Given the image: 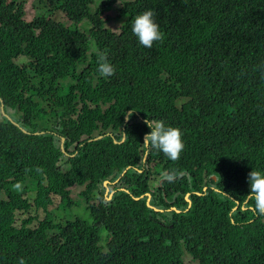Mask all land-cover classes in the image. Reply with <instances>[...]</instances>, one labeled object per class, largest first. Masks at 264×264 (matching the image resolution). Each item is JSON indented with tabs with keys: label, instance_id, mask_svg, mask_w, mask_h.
<instances>
[{
	"label": "trees",
	"instance_id": "16d2710c",
	"mask_svg": "<svg viewBox=\"0 0 264 264\" xmlns=\"http://www.w3.org/2000/svg\"><path fill=\"white\" fill-rule=\"evenodd\" d=\"M28 1L0 0V106L19 125L0 112V264H264L244 198L264 171V0H33L27 22ZM146 10L165 36L151 48L132 32ZM150 118L181 129L178 161L142 146Z\"/></svg>",
	"mask_w": 264,
	"mask_h": 264
},
{
	"label": "clouds",
	"instance_id": "9594fccd",
	"mask_svg": "<svg viewBox=\"0 0 264 264\" xmlns=\"http://www.w3.org/2000/svg\"><path fill=\"white\" fill-rule=\"evenodd\" d=\"M155 12L146 10L138 14L132 23V32L138 42L145 48H151L154 42H163L165 36L156 23ZM98 72L102 77H111L116 69L108 60V50L97 51ZM146 126L150 132L146 133L142 146L148 150L163 153L169 160L178 161L185 149L183 133L179 127L167 125L163 120L146 119ZM37 172H43L37 168ZM185 175L183 171L173 168L161 174V182H174ZM249 192L246 197L258 215H264V171L252 170L248 173ZM20 187L19 184L16 185ZM19 264H26L24 259Z\"/></svg>",
	"mask_w": 264,
	"mask_h": 264
},
{
	"label": "rangeland",
	"instance_id": "374dc122",
	"mask_svg": "<svg viewBox=\"0 0 264 264\" xmlns=\"http://www.w3.org/2000/svg\"><path fill=\"white\" fill-rule=\"evenodd\" d=\"M103 1L104 0H95V3L92 6V9L93 10L97 9L98 6H100L103 3ZM41 11H43L42 5L35 3L33 0L28 1L27 4L25 5L26 21L32 22L34 20V18L37 16V13H39ZM117 16H118V8H116L113 12L106 15V19L108 18V19L113 20V23L111 24V26H109V28H111L116 33L119 32L120 27H121V22L117 21V19H116ZM63 17L64 16H59V19L64 20ZM83 190L84 189H81V188L72 189V194H71L72 201L77 202L78 205H77V207L72 208L71 215L72 216H74V215L78 216L81 219H88V213L86 211V205L81 200V198L79 197L80 193ZM34 198L35 197L31 196L32 200ZM59 204H60V201L55 200L54 206L51 207L50 212L53 213L55 216H58V218H59V216H61L63 218V217H65V213H63V211H60L57 209ZM31 216L32 217H38L40 220H43L45 218V215L43 212L36 213V212L32 211ZM66 217L71 218L70 215H67ZM19 219L20 220L21 219H27V216L19 215ZM56 221H58V220L56 219ZM184 260H185L186 264H196L195 262L192 261L191 257H186Z\"/></svg>",
	"mask_w": 264,
	"mask_h": 264
},
{
	"label": "water",
	"instance_id": "95a60500",
	"mask_svg": "<svg viewBox=\"0 0 264 264\" xmlns=\"http://www.w3.org/2000/svg\"><path fill=\"white\" fill-rule=\"evenodd\" d=\"M0 104H2V101H1V100H0ZM0 112H1L2 116H4L5 118H7L11 123L15 124L17 127H19V125H18L17 123L12 122L11 119H10L7 115L4 114V110H3V107H2V106H0ZM130 114H131V113H129V114L126 116V122L129 121V115H130ZM20 128H21V127H20ZM21 130H22L23 132H25L26 134H30V132H28V131L25 130V129H22V128H21ZM35 135H39V133H37V134H35ZM101 138H102V136H98L97 138H95V139H93V140H90V142H91V141H97V140H100ZM123 141H125V135H124V137H123L122 142H123ZM64 143H65V139L62 138L61 150H62V152H63L65 155H68L67 152H66L65 149H64ZM129 169H130V168H129ZM124 174H125V173H124ZM124 174H123V175H124ZM213 179L216 180L217 178H216V177H213ZM107 185H108V183H104V184H103V187L105 188V195H106V196H108V194H109V190H108V188H107ZM204 191H206V190H204ZM127 193H128V192H127ZM113 195H114V194L109 195V197L107 198V201H111V198L113 197ZM146 199H147V202H146V204H147V208L153 210L154 212H159L158 210L152 208V207L149 205V202H150V195L147 194V195H146ZM136 201H139V199H136ZM185 201L190 205V202H189V200H188V196L185 198ZM172 211H175V210L172 209ZM175 212H176V211H175Z\"/></svg>",
	"mask_w": 264,
	"mask_h": 264
}]
</instances>
